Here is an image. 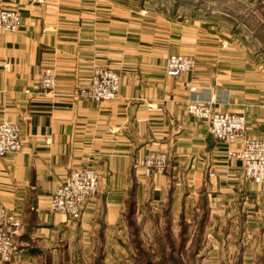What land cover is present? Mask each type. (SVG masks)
<instances>
[{"label": "crops", "instance_id": "1", "mask_svg": "<svg viewBox=\"0 0 264 264\" xmlns=\"http://www.w3.org/2000/svg\"><path fill=\"white\" fill-rule=\"evenodd\" d=\"M0 8L21 14L18 30L0 29V122L19 124L22 138L19 151L0 156V205L19 222L16 251L3 264H132L133 235L154 234V212L173 224L192 211L206 229L235 220L250 236L246 248L264 251V178L247 179L228 155L244 136L264 134V68L234 66L229 59L249 53L219 49L228 20L216 17L213 27L196 15L139 16L107 0H0ZM171 53L193 56L195 67L167 74ZM95 66L118 73L117 97L75 94ZM45 68L55 77L50 90L38 87ZM193 94L245 115L244 134L214 138L186 110ZM148 153L165 154L166 165L145 166ZM87 166L99 187L80 216L53 211L52 191ZM152 244V236L141 243Z\"/></svg>", "mask_w": 264, "mask_h": 264}, {"label": "rangeland", "instance_id": "2", "mask_svg": "<svg viewBox=\"0 0 264 264\" xmlns=\"http://www.w3.org/2000/svg\"><path fill=\"white\" fill-rule=\"evenodd\" d=\"M107 1L137 10L139 16L160 15V11H163L167 18L175 17L179 20L183 16L196 15L198 19L202 18L208 26L213 27L215 22L211 21L215 20L214 18L219 17L224 22L226 19L227 25L223 23L218 33L219 36L226 38L221 42L219 49L225 50L228 47L229 51L249 53L245 59L233 58L229 59V62L234 66L243 64L250 69L264 68V0ZM199 26L203 27L205 33L215 34L213 31L215 28ZM171 54L186 55L193 60V67L186 72L191 71L196 65V59L189 54ZM95 67L114 70L110 66ZM202 97L211 98L205 95ZM148 214V217L152 216L151 213ZM186 214L185 218H179L177 223L172 224L167 213L154 212V234L151 235L153 244L150 245L152 247L148 246L152 249H143L145 246L141 245L142 240H150L151 236L139 233L133 235L132 239L138 250L134 252L136 259L132 264H264V251L246 248L250 236L248 239L246 234H242L235 220L233 222L232 219H216L212 221L214 226H208L211 229H206L201 223L205 224L207 221L194 217L192 211ZM207 224L210 225L209 222ZM207 230L210 232L207 233ZM162 246H166V249H162Z\"/></svg>", "mask_w": 264, "mask_h": 264}, {"label": "built area", "instance_id": "3", "mask_svg": "<svg viewBox=\"0 0 264 264\" xmlns=\"http://www.w3.org/2000/svg\"><path fill=\"white\" fill-rule=\"evenodd\" d=\"M21 26V14L16 9L0 8V29L13 32ZM193 60L182 54H171L166 62V73L172 76L190 70ZM55 77L50 68L39 75L40 90L54 87ZM120 79L117 72L110 68L95 67L87 85L77 89L75 94L81 98L108 100L117 97ZM194 87L190 90L194 91ZM189 114L204 120L209 132L219 141L231 143L246 129V117L240 113L218 111L212 98L191 95L186 104ZM22 148L19 124L11 120L0 122V156L17 152ZM228 155L242 162L243 173L247 179L261 182L264 178V134L260 137L244 136L239 150H229ZM144 164L162 169L166 165L163 153H148ZM210 175L213 173L210 172ZM99 187L98 174L92 167L72 170L67 178L59 183L50 195V207L53 211L78 218L84 204L94 196ZM18 221H7L5 209L0 205V264L8 262L16 251Z\"/></svg>", "mask_w": 264, "mask_h": 264}]
</instances>
